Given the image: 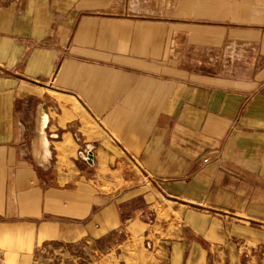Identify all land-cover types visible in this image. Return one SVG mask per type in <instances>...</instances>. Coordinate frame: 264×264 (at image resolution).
<instances>
[{
    "label": "crops",
    "instance_id": "obj_1",
    "mask_svg": "<svg viewBox=\"0 0 264 264\" xmlns=\"http://www.w3.org/2000/svg\"><path fill=\"white\" fill-rule=\"evenodd\" d=\"M136 220L159 260L264 264V0H0V238Z\"/></svg>",
    "mask_w": 264,
    "mask_h": 264
},
{
    "label": "rangeland",
    "instance_id": "obj_2",
    "mask_svg": "<svg viewBox=\"0 0 264 264\" xmlns=\"http://www.w3.org/2000/svg\"><path fill=\"white\" fill-rule=\"evenodd\" d=\"M177 3L178 0H126L132 14L137 16L141 12L148 15L157 11L171 13L172 7ZM230 55L228 51L223 52L225 59ZM200 59L203 61V56ZM78 146H74L73 154L77 161L86 164L79 165V169L91 174L92 170L88 165L91 160L86 162L76 156ZM71 175V178L75 177L74 173ZM71 182L72 180H68V183ZM122 188L123 186H117V191ZM142 204L143 201L138 197L123 203L122 215L138 216L139 219L152 223L151 213L142 212L136 215L132 211ZM26 223L27 221L24 222ZM146 233V225L136 220L130 222L128 227L119 225L99 238L74 241L51 239L33 244L26 240L25 237L29 234L31 236V233L25 230L17 236L0 238V264H179L168 261L166 255L159 260L152 251L153 243L145 238ZM197 262L198 259L195 264Z\"/></svg>",
    "mask_w": 264,
    "mask_h": 264
},
{
    "label": "built area",
    "instance_id": "obj_3",
    "mask_svg": "<svg viewBox=\"0 0 264 264\" xmlns=\"http://www.w3.org/2000/svg\"><path fill=\"white\" fill-rule=\"evenodd\" d=\"M73 137L79 145L77 149V156L86 162L90 161L89 155H92V147L89 148L87 144H82L81 136L77 132H73ZM204 161H207V159L205 158Z\"/></svg>",
    "mask_w": 264,
    "mask_h": 264
},
{
    "label": "bare ground",
    "instance_id": "obj_4",
    "mask_svg": "<svg viewBox=\"0 0 264 264\" xmlns=\"http://www.w3.org/2000/svg\"><path fill=\"white\" fill-rule=\"evenodd\" d=\"M40 118V117H39ZM41 119V118H40ZM37 137H36V145L37 144H41V143H43L44 142V140H45V138H44V130H43V122H42V120H39V122H38V125H37ZM46 137V136H45ZM88 147L89 148H91L90 147V145H88ZM42 152V151H41ZM38 154H39V151H38V148L36 147L35 148V155H36V157H38ZM48 155V154H47ZM90 156V155H89Z\"/></svg>",
    "mask_w": 264,
    "mask_h": 264
}]
</instances>
